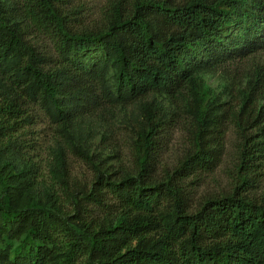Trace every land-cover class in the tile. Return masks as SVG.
I'll use <instances>...</instances> for the list:
<instances>
[{
	"label": "trees",
	"instance_id": "trees-1",
	"mask_svg": "<svg viewBox=\"0 0 264 264\" xmlns=\"http://www.w3.org/2000/svg\"><path fill=\"white\" fill-rule=\"evenodd\" d=\"M58 2L0 0V73L8 80L0 83V264H74L80 256L88 264H264L263 203L235 188L190 210L181 185L219 162L226 122L238 138L240 170L264 157V105L255 108L264 97V64L249 72L235 107L206 100L196 74L264 50V0H139L124 13L116 7L105 28L87 32L68 27ZM30 25L53 38L54 55L25 37ZM188 84L189 147L162 179L153 173L166 121L148 104L133 141L132 174L111 179L98 170L90 187L70 188L59 159L70 210L57 194L47 196L49 207H19L35 185L17 139L32 122L27 104L63 125L150 93L173 97Z\"/></svg>",
	"mask_w": 264,
	"mask_h": 264
},
{
	"label": "rangeland",
	"instance_id": "rangeland-1",
	"mask_svg": "<svg viewBox=\"0 0 264 264\" xmlns=\"http://www.w3.org/2000/svg\"><path fill=\"white\" fill-rule=\"evenodd\" d=\"M137 1L139 0H60L58 6L66 15L68 27L72 31L87 32L105 28L116 7L124 13ZM23 23L26 24V21ZM236 32L234 27L229 29V33ZM25 37L41 53L54 55V40L43 30L37 31L30 25ZM256 64H264V50L227 61L216 70L198 71V82L206 91V100L227 104L225 107H235L247 75ZM0 83L8 85V80L1 73ZM192 100L193 87L188 84L173 97L164 93H150L131 104L103 105L63 125L52 122L35 103L27 104L26 109L32 122L17 133V139L25 144V164L33 169L35 185L19 207H49L47 196L57 194L60 195L63 208L70 210L69 203L64 200L60 190L59 159L64 162L63 174L70 188L73 182L90 187L98 170L111 179L132 174L133 141L137 132L145 127L141 107L148 104L160 107L162 118L166 121L160 133L161 152L153 173L156 179H162L172 171L189 147L191 117L187 108ZM259 105H264V97L257 101L255 108ZM262 110L264 116V108ZM223 130V152L216 166L210 171H196L181 181L190 210L207 198L230 194L235 188L239 194L264 204V157L259 156L251 168L240 170L235 128L226 122ZM74 147H79L90 160L86 161L75 153ZM242 176L246 177L243 185L240 184ZM94 213L103 214L99 210ZM106 216L114 219V214ZM74 264L88 263L84 256H80Z\"/></svg>",
	"mask_w": 264,
	"mask_h": 264
}]
</instances>
